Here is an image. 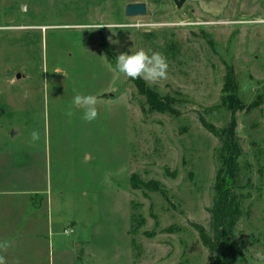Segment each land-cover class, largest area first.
Listing matches in <instances>:
<instances>
[{"label":"rangeland","instance_id":"obj_1","mask_svg":"<svg viewBox=\"0 0 264 264\" xmlns=\"http://www.w3.org/2000/svg\"><path fill=\"white\" fill-rule=\"evenodd\" d=\"M136 2L148 13L126 16ZM131 47L162 52L168 78L118 73ZM230 68L238 91L223 106ZM77 92L98 96L96 120L72 106ZM202 115L235 122L237 240L248 264H264V0H0V152L19 161L1 165L3 186L41 187L47 167L55 198L39 264H212L195 225L209 229L221 142ZM55 232L72 253L55 250Z\"/></svg>","mask_w":264,"mask_h":264},{"label":"trees","instance_id":"obj_2","mask_svg":"<svg viewBox=\"0 0 264 264\" xmlns=\"http://www.w3.org/2000/svg\"><path fill=\"white\" fill-rule=\"evenodd\" d=\"M101 48L106 59L113 61L109 43L101 37ZM224 93L221 104L230 106L229 100L237 94V74L228 69L225 76ZM204 127L221 142L219 161L214 185L211 207L208 208L210 225L207 230L195 225L200 240L211 252L212 264H248L246 254L237 240V225L244 214V198L239 191L243 188L242 167L239 157L242 154L240 136L237 135L235 122L223 128H216L202 115Z\"/></svg>","mask_w":264,"mask_h":264},{"label":"crops","instance_id":"obj_3","mask_svg":"<svg viewBox=\"0 0 264 264\" xmlns=\"http://www.w3.org/2000/svg\"><path fill=\"white\" fill-rule=\"evenodd\" d=\"M13 137V136H12ZM5 147V146H4ZM15 149V148H13ZM0 152V243L7 242L8 246L0 248V257L6 255L4 264H24L28 260L30 264H39V258H42L43 244L48 241L51 244L52 236L46 237L45 227L54 225V194L53 187H49V169L41 171L39 176L42 180V186L30 190L14 186L12 188L4 187V177L2 176V167L5 165H18L17 152ZM9 153V154H8ZM5 160H4V159ZM12 163L10 164V162ZM30 176V169H25ZM22 171V170H21ZM37 172V170H35ZM46 172V173H45ZM39 173V172H37ZM23 176L26 177V176ZM46 178V185L43 186V180ZM3 181V182H2ZM6 181V180H5ZM44 240V241H43ZM46 240V241H45ZM63 234L55 232V238L52 243H57L55 250L62 255L65 251L71 252V241H67ZM60 249V250H58ZM25 254L31 256L30 259L24 257ZM73 255V254H72ZM55 257L53 259V264ZM61 261V258L58 262ZM51 264V260L49 261ZM61 264H75V257L69 263L62 261Z\"/></svg>","mask_w":264,"mask_h":264},{"label":"clouds","instance_id":"obj_4","mask_svg":"<svg viewBox=\"0 0 264 264\" xmlns=\"http://www.w3.org/2000/svg\"><path fill=\"white\" fill-rule=\"evenodd\" d=\"M108 27V26H107ZM169 63L167 57L158 51H145L143 48L131 47L115 57V70L123 77L132 80L141 79L149 85L168 78ZM98 96L96 94L77 92L71 100L73 107L82 109V119L92 122L98 118ZM71 115V113H69ZM33 142L39 140V133L31 132ZM7 242L0 243V248L7 247ZM0 264L3 258L0 257Z\"/></svg>","mask_w":264,"mask_h":264},{"label":"water","instance_id":"obj_5","mask_svg":"<svg viewBox=\"0 0 264 264\" xmlns=\"http://www.w3.org/2000/svg\"><path fill=\"white\" fill-rule=\"evenodd\" d=\"M173 1L176 7L180 9L187 0H173ZM124 11L126 16L128 17H136V15H146L148 13L147 5L144 2L129 3L125 6ZM17 77H19V75ZM13 134L14 131L11 134V136H13Z\"/></svg>","mask_w":264,"mask_h":264}]
</instances>
